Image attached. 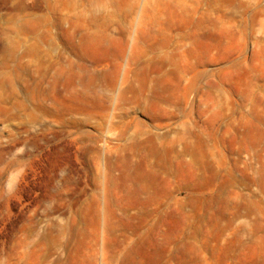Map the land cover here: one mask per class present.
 <instances>
[{
  "label": "rangeland",
  "instance_id": "374dc122",
  "mask_svg": "<svg viewBox=\"0 0 264 264\" xmlns=\"http://www.w3.org/2000/svg\"><path fill=\"white\" fill-rule=\"evenodd\" d=\"M0 264H264V0H0Z\"/></svg>",
  "mask_w": 264,
  "mask_h": 264
}]
</instances>
